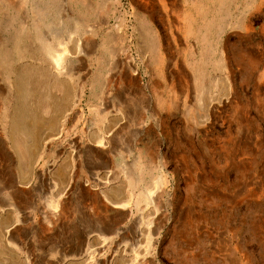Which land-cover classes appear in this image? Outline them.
<instances>
[{
	"label": "rangeland",
	"instance_id": "1",
	"mask_svg": "<svg viewBox=\"0 0 264 264\" xmlns=\"http://www.w3.org/2000/svg\"><path fill=\"white\" fill-rule=\"evenodd\" d=\"M249 1L0 0V50L10 59L4 67L0 57V220H21L16 244L0 234V253L28 264H264V7L252 9L245 31L239 19ZM212 19L217 24L208 29ZM121 33L132 47L120 64L138 68L132 78L115 68ZM76 34L93 52L70 56L63 88L43 47L71 50ZM20 35L32 53L23 60L15 51ZM34 66L45 75L28 86L34 96L22 97L14 85ZM201 85L208 88L203 100ZM68 107L66 134L48 142L41 157L21 160L10 117L27 111L22 123L29 125L36 116L45 137L42 125L63 122ZM99 132L108 144L97 153ZM27 164L34 173L25 185ZM108 173L127 200L144 196L162 174L157 209L145 202L116 208L106 199L108 187L94 179ZM111 224L117 233L105 230ZM104 237L112 238L106 249ZM94 249L100 255L91 262Z\"/></svg>",
	"mask_w": 264,
	"mask_h": 264
},
{
	"label": "bare ground",
	"instance_id": "2",
	"mask_svg": "<svg viewBox=\"0 0 264 264\" xmlns=\"http://www.w3.org/2000/svg\"><path fill=\"white\" fill-rule=\"evenodd\" d=\"M38 1H40V0H38ZM88 4L91 5L90 3H88ZM36 5H38V4H36ZM45 5H46V2H45ZM247 7H248V11H246L243 14V16H241L240 19H239V23L241 24V27L245 29V31H248V27H249L248 26L249 13L252 11V9H261V8H263L264 7V0H250L248 2V6ZM206 10H207V5L201 4L200 5L199 14L202 17H204V18H206ZM229 16H230V14H229ZM193 19H194L193 16H189V18L187 19V21L189 22L190 27H192V25H193V21H192ZM78 23H80V22L78 21ZM216 24H217V22H214L213 19L210 20L207 23L208 29L211 28L213 25H216ZM230 26L231 25H230V23H228V21L224 25V27H226V28L230 27ZM141 28L144 29V31H145V28H144L143 25H141ZM88 31L93 33L94 29L93 30H88ZM146 32L147 31L144 32V39H142V42H144V44L146 46L145 48H147V51L150 52V50H151L150 39H149V37H146L147 36ZM94 34L96 35V33H94ZM90 35H91V33H90ZM26 36H27V37H25L26 39L29 38L28 35H26ZM203 37L205 38L206 35H204ZM73 38H74V41H73L74 42V48L71 49V50L68 48L69 47L68 44L62 46L63 48L59 47L57 49H55L49 43L45 47H43V50L47 53V56L50 58V60L52 59V61L54 62L55 69L51 70V73L53 74V76L56 79L55 83L59 81L60 83H62V87L63 88H66V84L64 82H62L61 75H63L65 73V71H66L65 70L66 66H67L66 64H67V61L70 60V56L71 55H75V56H82L83 55V56L87 57V56H89L91 54V52H93V46H91V45L89 46V44L84 40L83 37H80V36H78L76 34V35H74ZM22 39H23V36L20 35V36H18L16 38V41H15V51L18 50V52H17L18 56L16 55L17 60L25 59L26 58L25 54H29L30 53L27 50L29 46H27L25 48V47H22V45H20L22 43ZM130 43H131V41L129 42V39H128V37H127V35L125 33H121V35H118L117 36V41H116V47L117 48H116V52L114 53V57L118 58L116 60V66H115L116 71L120 72L121 74L129 75V78H132V77H134V76H136L138 74V68H136L134 64L133 65H129V66L126 65V67L124 65L120 64V63L123 62V58L121 56L124 55V53L126 51H128V49H130L132 47L130 45ZM59 46H61L60 43H59ZM90 48H92V50H90ZM30 55H32V53H30ZM0 57H2L1 58V61H2L1 65L6 67V64L9 62L10 59L1 50H0ZM157 61H158V64L162 63V55L161 56H157ZM221 67H222L221 69H223V71H226L227 68H229V65L227 63V58L226 57H223V59L221 61ZM123 70L125 71V73L122 72ZM44 72L45 71H41L40 69L36 68L35 66L34 67H30V68L26 69L23 73L20 74V75H22L21 76L22 78L20 77V81H19V79L17 80V81H19V85L16 84V85H14V87H16L17 90H19V93H20V95L22 97H26V96L28 97L29 96L31 98L32 96L35 95V93H36L35 90L36 89L34 88V86H33V88L29 89L28 86L30 85L32 87L31 83L34 82L35 87H36L37 82L40 83V80L44 77V75H45ZM68 73L69 72H67V74ZM199 76H201V75H199ZM222 82H223V89L225 90V92L227 94H230L232 92L233 87H232V83H231L229 77L226 76L224 81H222ZM207 92H208V88L206 86L201 85V86L198 87V93H199L200 100L204 99V95H206ZM208 96H209V93H208ZM78 97L79 96H75V98H74L75 102L80 101V97L79 98ZM68 101H69V98H68ZM211 102L212 101L210 100L207 103V105L205 106L204 111L207 112L209 110ZM69 109L70 108L68 107L67 109L63 110V114L61 115V120L64 118L63 122L61 121V123L58 124V120L60 119V117H57V118H50L48 120V122H46L45 124L42 125L43 127L48 129V133L45 134L46 135L45 137H44V135L40 136V133L38 132V129L40 130V128H41V125L39 124L38 119L36 118V116L34 117V120L31 122V124L23 125L22 122L24 121V119L29 118V114L30 113H28L26 111L27 114H25V111H24L17 118H15V115H12V118L10 117V120H11V122H10L11 131H10L9 134H10V136L12 138V144H13V147H14L13 149L19 154L18 157L21 160H26V161L28 160V162L30 163L34 158L42 156V154L47 150L46 145H47L48 142L52 143L56 139H59L60 137H63L64 134H66V130L64 129V126H65V124L67 122V119H68V115H69V113H68L69 111L68 110ZM45 112L49 113L50 112V107L47 108L45 110ZM6 113L7 112L4 111L5 117L8 118V115ZM206 116H208V115L205 114V117ZM124 118L125 117L122 116V118H120L119 121H123ZM19 136H23V137L25 136L26 139H22L21 140V139H19L20 138ZM30 137H31V139H30ZM40 138H41V140H40ZM94 144L97 147L96 152L99 153V149L98 148L102 147V146L104 148H107L108 142L106 141L105 136L102 135L99 132V133H97L94 136ZM137 162H138V160H137ZM135 166L138 167V163H136ZM25 167H27V170H25V171H23L21 173V177L25 181L24 184L27 185L30 182V180L32 178V174L34 172L29 171V168H31L32 165L27 164ZM161 168H162V166H161ZM71 174L72 173L69 170L67 172V178L69 180L71 179ZM110 175H111V173H108V174H105V176L101 177L100 175L96 174L95 175L96 177H94V179L99 181V182H101L102 184L106 185V187H108V189H106L107 191L106 192L104 191L105 194H106V199L110 203H112L116 208L128 209V208H130L132 206L140 204V202L141 203L145 202L146 209H151V208H154V210L157 209L156 208V204H157V191L159 190L158 188H159V186L160 187L161 186H165V184H166V179H165V177L162 174L157 177V179L155 181V186L153 188H150L148 186L144 196L139 195V197H137V198L135 197L133 200H132V198L129 199V200L125 199V197L123 195V192H122L123 190L119 186H117L115 184H111L112 180H111V176ZM58 178L64 179V176L60 174V176H58ZM136 183H138V180L136 181ZM130 184L135 186V181L134 180L131 181ZM134 202H139V203H134ZM49 203H50V206L52 208H54V210L55 209H59L60 205H59L58 201H56L54 199H51ZM148 220H149L148 217L144 218V221L146 222V224H149ZM3 221L0 220V234H1V237L3 239H5L7 241V243H8V241L9 242L11 241L10 243L16 244V242H14V240L17 241V238H16V236H14L13 229H14V227H15V225L17 223L21 222V220L17 219L16 221H11L8 224H6V222H3ZM117 229H118L117 224H111L110 226H106V228H105V230L108 233H110V232H116L117 233ZM111 239L112 238H110V237H104L103 238L102 243L104 245V249H106V246L109 245V243L111 242ZM88 249H90V248H88ZM88 253L91 254L90 257H89V261H91V262L96 261V258L98 257V255H100L99 253L95 254L96 253L95 249H94L93 252H88ZM0 259L1 260L2 259L5 260V262L1 261L3 264H6V263L28 264V262L26 263V262L20 261L18 256H16V254H14V253L13 254H9V255H7L6 253H4V254L0 253ZM6 260H9V261L6 262Z\"/></svg>",
	"mask_w": 264,
	"mask_h": 264
}]
</instances>
